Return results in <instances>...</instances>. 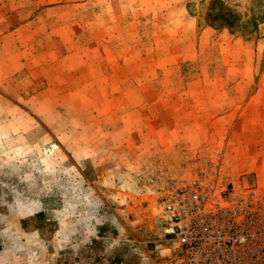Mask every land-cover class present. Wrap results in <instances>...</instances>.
<instances>
[{
	"label": "rangeland",
	"instance_id": "1",
	"mask_svg": "<svg viewBox=\"0 0 264 264\" xmlns=\"http://www.w3.org/2000/svg\"><path fill=\"white\" fill-rule=\"evenodd\" d=\"M190 164L264 197V0H0V264H177Z\"/></svg>",
	"mask_w": 264,
	"mask_h": 264
},
{
	"label": "built area",
	"instance_id": "2",
	"mask_svg": "<svg viewBox=\"0 0 264 264\" xmlns=\"http://www.w3.org/2000/svg\"><path fill=\"white\" fill-rule=\"evenodd\" d=\"M166 249L179 264H264V197L214 186L194 165L154 185Z\"/></svg>",
	"mask_w": 264,
	"mask_h": 264
},
{
	"label": "crops",
	"instance_id": "3",
	"mask_svg": "<svg viewBox=\"0 0 264 264\" xmlns=\"http://www.w3.org/2000/svg\"><path fill=\"white\" fill-rule=\"evenodd\" d=\"M167 250V249H166ZM167 254H170L169 251L167 250ZM170 257L172 256L171 254L169 255ZM168 264H172V263H169ZM178 264V263H177Z\"/></svg>",
	"mask_w": 264,
	"mask_h": 264
},
{
	"label": "trees",
	"instance_id": "4",
	"mask_svg": "<svg viewBox=\"0 0 264 264\" xmlns=\"http://www.w3.org/2000/svg\"><path fill=\"white\" fill-rule=\"evenodd\" d=\"M225 16V15H224ZM224 18H227V16H225Z\"/></svg>",
	"mask_w": 264,
	"mask_h": 264
}]
</instances>
